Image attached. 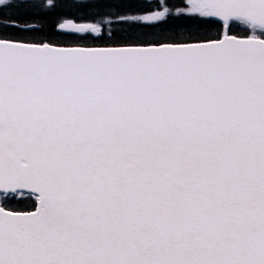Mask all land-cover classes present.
Here are the masks:
<instances>
[{
	"label": "snow or ice",
	"instance_id": "6c2138e0",
	"mask_svg": "<svg viewBox=\"0 0 264 264\" xmlns=\"http://www.w3.org/2000/svg\"><path fill=\"white\" fill-rule=\"evenodd\" d=\"M153 7L58 24L106 47L0 19V264H264V0Z\"/></svg>",
	"mask_w": 264,
	"mask_h": 264
},
{
	"label": "trees",
	"instance_id": "16d2710c",
	"mask_svg": "<svg viewBox=\"0 0 264 264\" xmlns=\"http://www.w3.org/2000/svg\"><path fill=\"white\" fill-rule=\"evenodd\" d=\"M25 2L33 5L25 8H9L0 6V19L7 15L18 21H28L33 24H40L38 30L17 31L10 26L8 35L28 42L44 40L58 45H82V46H114L117 36L109 37L108 27H105L102 37H96L94 34H79L61 32L57 29L58 23L63 19H73L75 21L95 22V16L98 12H106L109 9L117 8L122 14H145L146 11H154L153 8H147L143 11H129V8H139L147 4H155L156 0H54V6H48L47 2ZM170 3L175 0H169ZM16 3V2H14ZM19 3V2H18ZM112 4V5H111ZM42 5V6H40ZM40 6V7H38ZM111 19H115L111 17ZM180 22L169 20L166 24L161 23L159 28H146L143 24H136L131 28L126 22L114 23L111 27L114 33L119 37H126L129 34L135 35L142 32H155L157 35L168 34L176 31ZM214 31V30H213ZM84 37V38H82ZM12 206L19 207L16 201H12Z\"/></svg>",
	"mask_w": 264,
	"mask_h": 264
},
{
	"label": "water",
	"instance_id": "95a60500",
	"mask_svg": "<svg viewBox=\"0 0 264 264\" xmlns=\"http://www.w3.org/2000/svg\"><path fill=\"white\" fill-rule=\"evenodd\" d=\"M62 47H68V46H62Z\"/></svg>",
	"mask_w": 264,
	"mask_h": 264
},
{
	"label": "rangeland",
	"instance_id": "374dc122",
	"mask_svg": "<svg viewBox=\"0 0 264 264\" xmlns=\"http://www.w3.org/2000/svg\"><path fill=\"white\" fill-rule=\"evenodd\" d=\"M113 1V0H112ZM112 5V4H111Z\"/></svg>",
	"mask_w": 264,
	"mask_h": 264
}]
</instances>
